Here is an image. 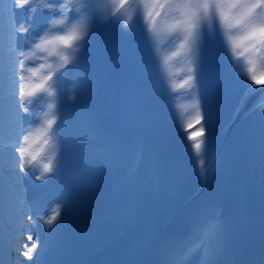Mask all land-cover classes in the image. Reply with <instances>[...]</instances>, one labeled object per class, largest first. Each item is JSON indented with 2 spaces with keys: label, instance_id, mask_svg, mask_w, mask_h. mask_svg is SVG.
Returning a JSON list of instances; mask_svg holds the SVG:
<instances>
[{
  "label": "bare ground",
  "instance_id": "bare-ground-1",
  "mask_svg": "<svg viewBox=\"0 0 264 264\" xmlns=\"http://www.w3.org/2000/svg\"><path fill=\"white\" fill-rule=\"evenodd\" d=\"M95 2L72 48H36L40 37L71 28L57 21L79 23L85 13H69L66 0H0V264H83L97 255L100 264H174L211 213L224 219L221 246L202 242L185 264H264V98L254 101L264 97L261 53L239 57L242 69L250 55L255 61V81L241 78L219 34L189 51L179 47L182 36L170 43L172 33L150 43L142 24L125 25L110 16L109 0ZM58 52L68 65L57 68ZM53 71L67 74L33 96L17 92L18 77L33 85ZM52 103L61 163L40 179L36 162L18 167L12 146L21 124L24 135L44 126ZM105 138L98 155L87 149ZM44 148L38 159L47 162L52 149ZM23 220H34L32 233ZM156 244L163 248L154 255Z\"/></svg>",
  "mask_w": 264,
  "mask_h": 264
},
{
  "label": "snow or ice",
  "instance_id": "snow-or-ice-1",
  "mask_svg": "<svg viewBox=\"0 0 264 264\" xmlns=\"http://www.w3.org/2000/svg\"><path fill=\"white\" fill-rule=\"evenodd\" d=\"M19 2L20 6H24L28 0H19ZM66 3L69 5V13L75 11L77 16H80L81 13H85V15L82 16L79 23H72L71 15L66 20L57 21L60 24H71V28L65 34L55 35L51 39L40 37V42L35 44L36 48L48 45H63L65 48H72L73 41L87 34V14L91 13L94 18L95 0H86L85 4L78 9L72 6V0H66ZM108 7H110V16L112 18L123 17L125 25L130 22L134 25L137 22L142 24L145 37L150 43L161 40L165 33H172L175 35L171 37L170 43H174L182 36L179 47L184 51H189L197 45L203 35L215 39L219 34L225 51L230 53L231 63L238 75L244 78L247 74L255 81V76L251 75L252 65L255 63L252 56L247 58L248 67L246 69L240 67L239 57L244 56L246 52L253 55L260 52L261 58L264 59V52L261 51L264 49V0H109ZM177 54L179 53H172V55ZM57 55L63 62L58 64L57 68L69 64L71 60L69 55L59 52ZM170 58H166L164 62L167 63V59ZM72 62L75 63V61ZM40 67L45 66L41 64ZM49 67L51 66L49 65ZM19 68L21 72L25 70L22 63L19 64ZM29 71H33L35 74V70L29 69ZM66 74V72H49L39 83L33 85H21L19 81L24 77L20 76L17 80V92L24 97L33 96L37 91H46L45 84L49 80H53L54 76L56 77L54 82L58 83ZM256 91L258 89L248 85L249 94ZM259 91H264V89H259ZM49 94L52 95V93ZM34 100L38 101L39 97H34ZM48 107L49 112L53 114L47 118L49 113H45L44 126L36 132L28 131V135H24L25 128L21 124L16 143L12 146L13 151L18 154V167L21 160L25 168L36 162V165L42 169L40 179H44L46 173L56 171L54 161L56 164L61 163V158L57 157V139L60 130L59 127L53 128L57 120V115L54 112L57 105L52 103ZM50 139L53 141L52 144H49ZM37 141H40V147L34 150L33 146ZM45 145L52 149V154L46 157L47 162H44V159H38L40 154L45 151ZM195 149L197 153L200 152V142L195 144ZM54 221L55 216L47 220L46 223L51 225ZM222 240L223 223L219 214H207L194 224L192 233L186 241L183 251L176 256L174 264H185L192 250L202 242L208 241L214 247H220Z\"/></svg>",
  "mask_w": 264,
  "mask_h": 264
},
{
  "label": "rangeland",
  "instance_id": "rangeland-1",
  "mask_svg": "<svg viewBox=\"0 0 264 264\" xmlns=\"http://www.w3.org/2000/svg\"><path fill=\"white\" fill-rule=\"evenodd\" d=\"M6 40H7V38H6ZM3 49H4L3 46L0 44V52H3V55H2L3 57L1 58V62H2V63H3V61H4V54H5L4 51H3ZM1 67H3V65H1ZM1 81H3V80L0 78V82H1ZM263 98H264V97H261V96H260V97H257L254 101H255V102H260ZM32 231H33V230H32ZM28 232H31V231H30V228H29V231H28ZM38 232H39V233H41V232H44V233H45V228H41V226L38 225ZM31 233H32V232H31ZM28 237L30 238V244L32 245V244H33V238H32V236H31L30 234H28ZM21 252H23V251H21ZM24 252H25V251H24Z\"/></svg>",
  "mask_w": 264,
  "mask_h": 264
}]
</instances>
